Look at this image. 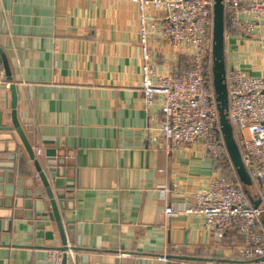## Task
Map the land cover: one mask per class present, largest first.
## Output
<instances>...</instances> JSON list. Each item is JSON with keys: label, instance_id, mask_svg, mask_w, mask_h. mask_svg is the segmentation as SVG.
Instances as JSON below:
<instances>
[{"label": "crops", "instance_id": "1", "mask_svg": "<svg viewBox=\"0 0 264 264\" xmlns=\"http://www.w3.org/2000/svg\"><path fill=\"white\" fill-rule=\"evenodd\" d=\"M138 24L130 0H0V264H57L49 252L66 249L67 264L236 256L231 232L218 241L193 216L165 215L215 169L200 146H165L159 104H143ZM228 54L264 80V19ZM39 173L62 198L61 227Z\"/></svg>", "mask_w": 264, "mask_h": 264}, {"label": "built area", "instance_id": "2", "mask_svg": "<svg viewBox=\"0 0 264 264\" xmlns=\"http://www.w3.org/2000/svg\"><path fill=\"white\" fill-rule=\"evenodd\" d=\"M139 12L143 104H159L162 119L158 128L167 148L197 145L211 160L214 173L203 188L194 191L180 208L168 206L165 215L184 212L197 218L203 229L222 241L237 231L242 243L239 259L229 264H264V80L246 74L231 54L225 56L229 40L250 37L264 19V0H223L226 27L223 32L228 121L235 132L243 166L255 181L260 198L252 206L236 180H227L219 169L225 146L218 135V114L210 82L206 77V56L211 38L212 0H130ZM148 6L159 11L148 14ZM179 55L188 68L181 71ZM158 62H162L158 67ZM43 153L39 147L35 151ZM53 192V191H52ZM54 198L58 201L57 195ZM69 249L50 251L57 264L70 258ZM72 256V255H71ZM165 260V255L160 256Z\"/></svg>", "mask_w": 264, "mask_h": 264}, {"label": "water", "instance_id": "3", "mask_svg": "<svg viewBox=\"0 0 264 264\" xmlns=\"http://www.w3.org/2000/svg\"><path fill=\"white\" fill-rule=\"evenodd\" d=\"M212 40H211V71L213 76V91H214V99L216 110L218 114L219 126L221 131L222 140L225 144L227 153L231 159V162L237 172V175L240 179L241 185L251 203L252 206L260 205V198L256 191L254 182L247 174L243 163L241 161L240 152L238 146L233 138L232 128L228 121L227 115V90L225 83V59H224V41H223V29H224V11H223V0H212ZM1 61L7 67V63L5 58L1 55ZM14 87L12 86V91ZM14 98H12V123L15 127L16 131L24 138L22 133V129L20 128L18 121L16 119V114L14 110ZM30 151V149H29ZM53 152V150H49L46 152L47 156H50L49 152ZM32 152V149H31ZM33 153V152H32ZM41 178L45 182L46 191L49 194L51 201V209L52 211L49 213L51 218H55V220L59 223L60 226V218L58 216V207L52 188H50L44 174L39 173ZM51 175L55 176V173L51 172ZM58 199H62L57 195ZM260 223L264 228V214L260 215ZM63 260V264H64Z\"/></svg>", "mask_w": 264, "mask_h": 264}, {"label": "trees", "instance_id": "4", "mask_svg": "<svg viewBox=\"0 0 264 264\" xmlns=\"http://www.w3.org/2000/svg\"><path fill=\"white\" fill-rule=\"evenodd\" d=\"M223 11H224V9H223ZM226 26H227L226 25V19H225V16H224V29H225ZM224 29H223V32H224ZM208 37L211 38V40H212V7H211V29H210V31L208 33ZM211 40L208 43L209 52L207 53V56H206V77L208 78V81L210 82L211 91H212V94L214 96V91H213V76H212V71H211V63H212V60H211ZM179 67H180V70L181 71H183V70H185V69L188 68V65H187V63L185 61V57L182 56V55L181 56L179 55ZM218 124H219V120H218ZM217 133L222 138L221 131H220V126H219V129L217 130ZM232 134H233V138H234V140H235V142L237 144L236 135H235V132L233 131V129H232ZM223 144H224V142H223ZM224 146H225V144H224ZM225 150H226V147H225ZM225 152H226L225 153V156L220 161V165H219V169L221 171V174L227 180H229V181L236 180L241 185L240 179H239V177H238V175L236 173V170H235V168H234V166H233V164L231 162V159H230V157H229V155L227 153V150ZM253 182H255V181H253ZM242 190L245 193L243 187H242ZM230 241H231V245H234V246H236V245L238 246V245H240L242 243L241 242L242 239L239 236V234L237 233V231H231ZM184 256H188V255H186L185 253H183L182 251H180V257H184ZM237 259H239V258L236 255L233 259L216 258L215 260H216V262L218 264H220L222 262H226V264H229L231 261L237 260Z\"/></svg>", "mask_w": 264, "mask_h": 264}, {"label": "rangeland", "instance_id": "5", "mask_svg": "<svg viewBox=\"0 0 264 264\" xmlns=\"http://www.w3.org/2000/svg\"><path fill=\"white\" fill-rule=\"evenodd\" d=\"M219 165H220V164H219ZM236 173H237V172H236ZM234 250H235V251H237V248H236V247H234Z\"/></svg>", "mask_w": 264, "mask_h": 264}]
</instances>
